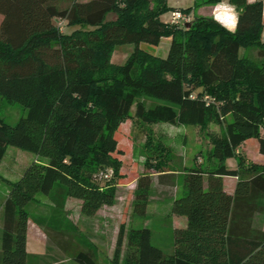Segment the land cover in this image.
<instances>
[{"label":"trees","instance_id":"1","mask_svg":"<svg viewBox=\"0 0 264 264\" xmlns=\"http://www.w3.org/2000/svg\"><path fill=\"white\" fill-rule=\"evenodd\" d=\"M58 1L0 0V96L27 110L13 126L0 118V166L9 146L45 160L11 184L0 264H28L26 208L41 205L39 194L51 216L34 221L56 231L77 232L65 216L69 198L82 201L86 217L114 204V186H101L93 176L108 169L119 176L116 133L133 118L202 130L217 123L224 131L209 134L212 149L204 164L185 169L184 192L172 212L187 225L174 231V252L154 246L150 228L131 229L126 264H264V231L254 227L264 215V165L247 162L239 152L255 139L264 155V62L241 57L242 49L264 54V1L229 0L238 11L234 31L214 17L196 16L185 26L165 23L161 17L176 11L168 0H73L66 9ZM110 14L116 19L108 20ZM57 19L81 28L62 33ZM163 38L172 39L166 58L140 48L157 47ZM126 44L136 49L123 65L112 64L115 48ZM142 98L155 104L147 107ZM229 159L237 160V169ZM225 177L238 178L233 195L225 190ZM150 185L149 179L139 182L134 212L140 217L147 212ZM124 241L122 229L115 260ZM72 259L98 264L89 246Z\"/></svg>","mask_w":264,"mask_h":264},{"label":"rangeland","instance_id":"2","mask_svg":"<svg viewBox=\"0 0 264 264\" xmlns=\"http://www.w3.org/2000/svg\"><path fill=\"white\" fill-rule=\"evenodd\" d=\"M78 1L87 2L90 0ZM206 1L199 0L202 6ZM72 2L73 0H60L56 5L59 9H66L71 6ZM182 2L186 7L190 6L188 8L199 10V7H195L198 0H183ZM224 8L232 9L223 0L220 6H218V9ZM182 9L187 8L177 10ZM197 13V17L206 15L202 11H198ZM163 16H168L171 21L172 12ZM237 17L238 11H236ZM3 19L4 17L0 15V28ZM107 19L114 20L116 16L110 14ZM55 25L65 34L71 33L76 28H81L80 26L69 27L60 19L55 20ZM142 45L148 52H156L154 46L145 43ZM132 47L134 46L131 44L116 47L110 62L115 65H123L127 61V57L129 58L131 55ZM241 57L247 58L257 65L264 62V54H261V51L256 48L249 50L242 49ZM140 101H145L147 107L155 104L153 101L144 98L140 99ZM132 113L134 115L135 108ZM26 115L27 110L22 105L9 103L0 96V118L7 124L12 126L16 125ZM226 120L230 122L232 119L228 117ZM223 131L224 125L217 123L211 124L207 130H202L197 126L175 127L164 124L149 126L135 118L124 122L116 133L119 148L122 151V154L116 155L122 162L119 176L114 177L111 182H105L99 178L103 170L96 171L93 176V180L101 186H106L107 184L114 186L116 189L115 202L111 206H103L96 216L90 219H86V216L81 213L78 201L75 200V204L70 205L69 210L65 211V213L67 215L73 212L79 213L85 220L82 218L78 222L77 232L66 230L65 234L69 235L67 236L68 238L66 237L63 240L68 250L66 256L73 257L77 251L86 249L89 246L95 247L98 264H126L128 254L127 237L129 231L143 227L150 228L152 232V244L154 246L162 249L167 255L172 254L174 252L175 227L181 224V218L175 217L172 212V204L184 192L185 169L186 167L190 168L204 164L208 158V153L212 149V141L209 134L221 135ZM148 138L151 139V142ZM249 146H247V153L245 152L246 154L243 155L246 161L251 164L264 165L259 163V158L264 159V156L261 154H256L255 157L258 162H254L253 155L251 153L248 154V152H252ZM161 160H164L166 164L163 168L159 166ZM35 162L43 163L45 160L31 152L13 146L8 147L0 166V204L5 195L10 193L11 184L19 181L27 168ZM229 167L237 169L238 162L232 163ZM168 172L178 173L162 175ZM148 179L151 181V185L148 195L147 212L144 217H140L134 212L137 193L139 191V182L143 180V183L146 184ZM37 199L41 201L40 203H46L45 201H47L46 197L41 194L37 196ZM254 227L255 229L264 231V215L255 218ZM122 229L125 232V241L121 249L120 258L115 260L114 255L117 240ZM108 245L111 246V252H108ZM71 264L77 263L75 261Z\"/></svg>","mask_w":264,"mask_h":264},{"label":"crops","instance_id":"3","mask_svg":"<svg viewBox=\"0 0 264 264\" xmlns=\"http://www.w3.org/2000/svg\"><path fill=\"white\" fill-rule=\"evenodd\" d=\"M182 1L183 0H168V4L171 8L176 9V10L180 9V8L190 7V6H187V7L184 6ZM255 1H261V0H249V2H255ZM224 2L228 6L231 5L229 3V0H224ZM218 6H220V4H217V5H204L203 4L202 7L201 6L199 7V10H194L190 14L191 18H195L196 16H198L197 12L202 11V12H205L206 15H200L201 17H213L214 16L221 24H223V26H225L230 31H234L236 28L237 20H236L235 26H233L232 9H227V8L218 9ZM235 9L236 8L234 7V11L236 14L237 10H235ZM161 19L165 23L171 22L170 19L168 18V16H162ZM171 41H172L171 38H163L160 45L155 47L156 52L152 53V54H154L155 56H158L160 58H166L168 56V53H169ZM142 44L140 45V48L143 50H146ZM131 45H133V44H131ZM133 46L134 47L131 48V50H132L131 54L133 53V51L135 49V45H133ZM127 59H128V57H127ZM162 124L170 125V124H166V123H162ZM171 126H174V125H171ZM181 127H185V126H181ZM248 145H250L249 147H251V149H252V152L249 150L250 152H248V154L251 153L253 155L254 159L252 157H250V158H252L254 160V162H256L257 161V159L255 157L256 154H261L259 151V143L257 140L250 139V140L246 141L242 145V147L239 149V152H241L242 155H245L247 153V148H248L247 146ZM261 155L264 156L263 154H261ZM259 160H260L259 163L264 164V159L259 158ZM234 162L235 163L237 162L236 159H229L227 161V164L229 166H231V164ZM192 167H194V166H192ZM186 168H188V167H186ZM230 168L236 169V168H232V167H230ZM176 173H178V172H168V173H163L162 175H164V174H176ZM237 183H238L237 177H225L224 178L225 190L229 194L233 195L235 193ZM9 194L10 193L5 195L3 201L0 204V252L2 251V243H3V220H4L3 206H4L6 199L8 198ZM75 200L79 202L80 208H81L82 201L74 199V198H69L67 200L65 211L69 210L70 205L75 204ZM45 202L46 203H41V205H37L36 203H35V205H33L34 203H30L26 208L28 213H30V215H31V219L29 221V226H28L27 245H26V250L28 253V264H71V263H74L75 261L72 259V257L66 256L67 251H66V248L64 246L63 240L68 235L65 234L64 231L52 230L50 228L41 226L34 221V219H36V218L51 216V214H50L51 210L47 209V207H46V205L48 206V200ZM172 206H173V204H172ZM65 216L69 222H72V225L75 226L76 229L78 227V222H80V220H82V218H83V217H81V214H79V213L77 214L74 212L71 214H68V215L66 214ZM176 216L177 215H175V217ZM177 217L181 218L180 219L181 224L179 226H176L175 229L185 228L187 225V219L185 217H182V216H177ZM85 218L90 219L91 217H85ZM104 247H105V245H104ZM108 248H109L108 252H111L112 251L111 246L108 245ZM92 249L96 251L95 247H92Z\"/></svg>","mask_w":264,"mask_h":264},{"label":"built area","instance_id":"4","mask_svg":"<svg viewBox=\"0 0 264 264\" xmlns=\"http://www.w3.org/2000/svg\"><path fill=\"white\" fill-rule=\"evenodd\" d=\"M192 21L191 15L185 14L180 10H176L172 12L171 16V22L172 24H176L179 26H185L187 23H190ZM208 101L210 99L206 98ZM114 177V171L111 169L102 171L99 175V178L104 181H110Z\"/></svg>","mask_w":264,"mask_h":264},{"label":"clouds","instance_id":"5","mask_svg":"<svg viewBox=\"0 0 264 264\" xmlns=\"http://www.w3.org/2000/svg\"><path fill=\"white\" fill-rule=\"evenodd\" d=\"M228 7L232 8V20H233V26H235V23H236V14H235V11H234V6H231L229 5Z\"/></svg>","mask_w":264,"mask_h":264}]
</instances>
